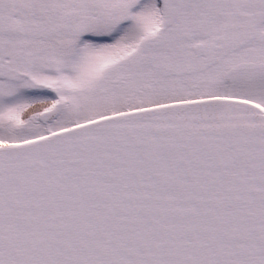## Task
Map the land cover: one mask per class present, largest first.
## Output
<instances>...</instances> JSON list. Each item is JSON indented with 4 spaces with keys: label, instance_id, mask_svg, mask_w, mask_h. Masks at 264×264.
<instances>
[{
    "label": "snow or ice",
    "instance_id": "obj_1",
    "mask_svg": "<svg viewBox=\"0 0 264 264\" xmlns=\"http://www.w3.org/2000/svg\"><path fill=\"white\" fill-rule=\"evenodd\" d=\"M0 264H264V0H0Z\"/></svg>",
    "mask_w": 264,
    "mask_h": 264
}]
</instances>
